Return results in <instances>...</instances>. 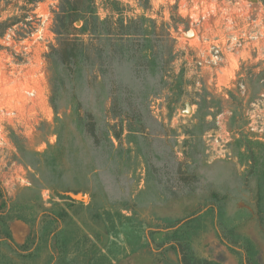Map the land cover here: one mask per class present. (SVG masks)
I'll return each instance as SVG.
<instances>
[{
    "label": "rangeland",
    "instance_id": "obj_1",
    "mask_svg": "<svg viewBox=\"0 0 264 264\" xmlns=\"http://www.w3.org/2000/svg\"><path fill=\"white\" fill-rule=\"evenodd\" d=\"M60 2L0 0V232L43 235L23 258L0 233V252L47 264L53 216L75 264H180L177 231L200 258L264 264V36L226 50L248 16L264 30V0H94L68 67Z\"/></svg>",
    "mask_w": 264,
    "mask_h": 264
},
{
    "label": "trees",
    "instance_id": "obj_2",
    "mask_svg": "<svg viewBox=\"0 0 264 264\" xmlns=\"http://www.w3.org/2000/svg\"><path fill=\"white\" fill-rule=\"evenodd\" d=\"M95 2L94 0H61L59 5V12L55 13V24H54V31L59 36V40L57 42V46H51V54H54L57 58L58 62L65 67H68L74 64L78 57L82 54L83 48L85 44L81 38L82 35L85 34H92V32H98L96 27L102 25L103 21H99L96 17L95 12ZM76 22H81L79 27L75 26ZM121 28H124L122 23L120 22ZM108 36H114L115 38L118 37L117 34L107 33ZM129 33H124L125 38H128ZM114 38V40H115ZM89 116V114H88ZM91 136H95L94 134V125L91 124ZM118 134H115V137H118ZM57 213V212H56ZM62 213V212H61ZM60 213V216H61ZM11 215L7 212L4 215H0V225L3 224V221L7 218L11 219ZM51 220L47 222V226L52 225V228L47 231V234L50 233L52 236H56L55 238V248L57 249V254L54 253L49 254V260L47 264H75V262L69 260V248H68V238L65 236L66 228H55L54 223L56 222L57 218L50 217ZM13 219H22V216H18ZM12 219V220H13ZM24 221V220H23ZM46 226V227H47ZM5 229V228H4ZM44 229V228H43ZM42 229V230H43ZM41 230V231H42ZM40 232V231H39ZM4 234L9 240L14 244L17 257L28 258L33 255V252L36 248L40 245L43 241V235H37V240L35 242V247L33 248L34 251L29 250V246H26L29 236L25 239L24 243L17 244L13 241L12 234L8 227V230H3L0 232ZM223 236L228 239H232L233 235L231 232H226L224 229L222 231ZM46 234V235H47ZM27 240V241H26ZM48 240H51L48 239ZM170 240L173 241V248L176 250L178 254V260L180 264H221L218 261H214L211 259L200 258L191 249L189 245V241L187 236L181 232L177 231L176 233L172 234ZM234 242H242L240 237L233 238ZM16 243V244H15ZM10 249L12 246H9ZM53 250V247H52ZM11 259H7L6 256L0 252V264H13L11 263ZM245 264H253L249 256L246 257L244 260Z\"/></svg>",
    "mask_w": 264,
    "mask_h": 264
},
{
    "label": "built area",
    "instance_id": "obj_3",
    "mask_svg": "<svg viewBox=\"0 0 264 264\" xmlns=\"http://www.w3.org/2000/svg\"><path fill=\"white\" fill-rule=\"evenodd\" d=\"M256 22V20L252 17V16H248L247 20H245L244 22L242 21V24L239 28H237L233 33H229V43L226 46V50H228V52L230 53H235L238 52L237 50L242 49L246 44H248L249 47V43H250V39L254 42V40H256V42L259 40V38H261L262 36H264V30H260L258 29H252V23ZM255 25V24H254ZM254 28V27H253ZM250 45L252 46V48H254L255 50L258 48L257 46H255L254 43H250ZM259 49V48H258ZM262 49V48H261ZM222 47L220 46H216L215 47V55H217L218 53H222ZM217 57V56H215ZM26 96H33V92L25 90ZM4 112V108L0 107V111ZM7 112V110H6Z\"/></svg>",
    "mask_w": 264,
    "mask_h": 264
},
{
    "label": "water",
    "instance_id": "obj_4",
    "mask_svg": "<svg viewBox=\"0 0 264 264\" xmlns=\"http://www.w3.org/2000/svg\"><path fill=\"white\" fill-rule=\"evenodd\" d=\"M192 34V33H191ZM191 34H190V36H191ZM189 107H186V112H189ZM75 199H77V200H85L86 199V196L85 195H76L75 196Z\"/></svg>",
    "mask_w": 264,
    "mask_h": 264
},
{
    "label": "bare ground",
    "instance_id": "obj_5",
    "mask_svg": "<svg viewBox=\"0 0 264 264\" xmlns=\"http://www.w3.org/2000/svg\"><path fill=\"white\" fill-rule=\"evenodd\" d=\"M196 39V35H195V37H194V39L193 40H195Z\"/></svg>",
    "mask_w": 264,
    "mask_h": 264
}]
</instances>
